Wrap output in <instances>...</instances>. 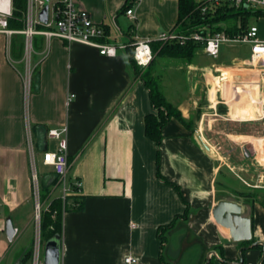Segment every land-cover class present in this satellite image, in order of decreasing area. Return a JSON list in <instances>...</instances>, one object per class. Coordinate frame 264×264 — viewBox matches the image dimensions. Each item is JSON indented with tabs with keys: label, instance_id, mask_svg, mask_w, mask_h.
<instances>
[{
	"label": "crops",
	"instance_id": "crops-1",
	"mask_svg": "<svg viewBox=\"0 0 264 264\" xmlns=\"http://www.w3.org/2000/svg\"><path fill=\"white\" fill-rule=\"evenodd\" d=\"M75 1L96 23L109 27L107 40L117 44L173 30L179 15L178 0H138L131 4L136 19L124 12L122 26L118 14L127 0ZM250 25H257L264 39L260 25ZM34 40L33 53L25 55L24 43L19 56L24 71L18 67L22 72L17 74L13 65L5 66L9 75L0 72V264H33L38 236L44 256L41 219L39 230L33 223L37 200L29 135L43 161L44 151L58 146L47 131L64 127L69 179L81 186L65 198L60 188L51 192L50 200L59 197L69 205L63 212L61 264H128L129 255L137 258L133 264H206L209 256L219 262L221 250L228 264H264L263 245L248 247L264 242L259 200L264 195V72L252 60L251 48L248 56L225 63L209 60L202 48L190 62L172 60L185 69L183 82L193 84L185 94L176 85L160 87L186 122L169 120L157 143L146 134V115L155 112L150 90L135 73L128 48L109 56L95 46L58 37H44L38 46ZM10 56H16L12 40ZM27 59L37 71L31 90L24 92ZM239 66L245 73L248 66L250 76L237 81L238 89L225 91L227 78L216 73ZM204 82L207 97L200 103ZM71 93L75 97L68 104ZM251 123L256 130H247ZM43 162L42 176L53 175ZM75 198L82 208L74 207L80 205ZM50 200L40 203L47 206ZM218 205L225 214L221 221L215 214ZM8 217L18 228L13 240L25 241L12 255L13 240L5 230ZM31 224L34 235L27 237ZM245 240L253 242L244 245L241 263L239 243Z\"/></svg>",
	"mask_w": 264,
	"mask_h": 264
},
{
	"label": "built area",
	"instance_id": "built-area-1",
	"mask_svg": "<svg viewBox=\"0 0 264 264\" xmlns=\"http://www.w3.org/2000/svg\"><path fill=\"white\" fill-rule=\"evenodd\" d=\"M200 4L203 14L209 12L210 8L223 6H235L237 8L264 10V0H196ZM46 4L45 0H26V9L24 11L25 26L22 29H12L9 27V19L14 16V0H0V33L12 36L20 33L26 37L25 51L33 49L34 36L42 35L49 41L53 37H58L67 42H81L99 49L101 54L115 56L119 48H127L128 45L134 47V59L141 67H147L154 59L155 53L153 44L155 42H173L179 41L184 44L190 40L200 42L202 49L212 57H218L221 46L224 42H242L250 43L252 50V60H257L258 65L264 72V39L258 35V26L250 25L244 32L230 34L224 30L211 31L209 24L197 25L195 29L179 31L173 29L162 31L157 36H146L126 43H113L107 40V33L102 23L94 21L89 11L76 3L75 0H50L49 19L47 23L39 20V13ZM126 15L134 20L136 19L135 10L132 6L126 10ZM39 26H45L41 28ZM31 75V73H30ZM31 83V77H29ZM75 97L71 93L67 103ZM48 136L58 141L55 150L46 149L43 154V163L53 168L57 176V182L53 189L60 188L65 198L71 190L80 189L81 182H72L69 179V159L68 149V130L66 127L49 129ZM37 179V174L34 175ZM36 196V218L41 219V203L39 186L35 190ZM18 228H15V232ZM211 255V254H210ZM218 256V254H216ZM128 264L137 262V258L129 255L125 258ZM33 264H45L42 255V241L37 237L33 248Z\"/></svg>",
	"mask_w": 264,
	"mask_h": 264
},
{
	"label": "trees",
	"instance_id": "trees-1",
	"mask_svg": "<svg viewBox=\"0 0 264 264\" xmlns=\"http://www.w3.org/2000/svg\"><path fill=\"white\" fill-rule=\"evenodd\" d=\"M136 1L138 0H127L122 9L119 11V14L126 12L128 7H130L131 4ZM178 1L179 15L176 28H178L179 31H187V29L193 30L197 25L209 24L212 32L224 30L234 35L246 31L249 27L248 18L251 13L249 9L236 11L235 6L226 5L218 8H210L209 12L203 14L200 9V4L196 0ZM14 6V16L9 19V27L12 29H22L25 26L23 16L26 9V0H14ZM255 13H257L259 16L264 15V12L261 10H257ZM238 18L240 19L239 24H229V22H231L233 19L235 21L239 20ZM104 27L106 33L109 34V27L106 25H104ZM23 43L24 42L21 39H19V41H12V51L16 57L21 56L23 51ZM127 48L129 49L130 60L133 64L135 73L143 79L144 83L149 88L151 101L155 107V112H151L146 115V134L151 139H154L157 143H160L163 138L162 128L167 122H169V120L172 118H178L183 122H186V120L183 117L179 107L166 97L165 93L162 91L163 89H161L160 85L158 84L159 82H157L156 79L153 81L148 78L147 74L149 72L144 70L145 68L152 67V65L154 66V61L156 59L155 57L157 55L184 59L190 62L194 59L197 49L202 48V44L192 40L184 44L180 43L179 41L155 42V44H153V50L156 55L147 67H141L136 63L133 55L134 47L132 45H128ZM33 85L34 83H32V86ZM56 182L57 176L55 172H53V175L42 176L40 184L41 203H45L50 200L51 192ZM259 200L264 206V195ZM75 202L80 203V205L74 207L79 209L82 208L81 200L75 198ZM67 209H69L68 200L63 202L59 197L51 199L49 204L44 207L41 214L42 223L40 225L41 237H43L42 239L46 241L56 234L61 236L63 231V212ZM172 225L173 223H170L161 229L165 230V228H170ZM251 242H253V240H245L239 244L242 247L244 245H248ZM31 253L32 251L30 250L25 254L24 262L30 258ZM220 254L221 260L219 262L211 259L208 264H228V261L226 258H224L222 250L220 251ZM242 255L244 258V249L242 251Z\"/></svg>",
	"mask_w": 264,
	"mask_h": 264
},
{
	"label": "rangeland",
	"instance_id": "rangeland-1",
	"mask_svg": "<svg viewBox=\"0 0 264 264\" xmlns=\"http://www.w3.org/2000/svg\"><path fill=\"white\" fill-rule=\"evenodd\" d=\"M236 11L239 10H244L245 8H235ZM251 11L250 16L248 18V22L250 24H259L260 25V29H261V33L264 32V19L259 20V15H257V13H255V8L253 9H249ZM118 14V13H117ZM108 15V20L110 22V24L112 25L113 29H116L117 24L113 21V18L110 14ZM119 16V25L123 26V22H126L125 20H127L124 16L123 13L118 14ZM261 17H264V15H262ZM239 19V18H238ZM239 20L235 21L234 19L229 22V24H233L237 23L239 24ZM41 28H46L45 26H39ZM177 30H179L178 28H175ZM19 39L23 40V42L26 44V37L23 34H14L12 36L6 35L4 33H0V72L2 74V76H6L9 75L7 69H5V66H8L9 68H13V65L15 66V71H20L19 68L21 70H23V67H21L20 62L22 61H18L20 58L19 56L16 58V56L11 57L10 56V50H11V40H17L19 41ZM34 46H38L39 44H42L44 42V36L42 35H36L34 37ZM23 43V44H24ZM250 48L251 45L250 43H242V42H224L221 46L220 49V53L218 55V57H212V56H208V55H204L206 58H208L209 60L218 62V63H225V62H231L233 60V58H235L236 56H248L250 54ZM32 51H30L29 53H31ZM25 55H28V53L25 51ZM33 53V52H32ZM23 55V52H22ZM22 55L20 57H22ZM156 55V54H155ZM155 61H154V66L152 65V67H148L145 68L144 71L149 72L147 74L148 78H150L151 80H155L157 82H159L158 84L160 85V87H163L164 89V84L166 83L167 85H176L177 89L180 91L181 94H185L184 91L189 90V86L193 84V81L190 80L187 81V83L183 82L182 78L185 79V75H184V70L183 67H181V63L178 64L177 62L174 61H181V59L179 58H171V57H167V56H161V55H157L155 57ZM24 59V57H23ZM172 60H174L172 62ZM184 60V59H182ZM27 59V61L25 62V67L27 69L26 72H24L22 74V86L24 89V92H29L31 90V86L33 83V74L37 71V67L35 65V63L33 61ZM186 61V60H185ZM171 62V63H170ZM12 64V65H11ZM19 67V68H18ZM243 66H239V68H229V69H222L221 71L219 70L216 75L218 76L219 79H222V77L224 76L225 78H227L224 81L226 90L227 89L229 91H231V89L234 86V89H238L237 84L239 80L241 79H247L250 75V70L248 68V66H245V71L249 74L248 76L246 75L247 73L243 72L242 69ZM30 68V69H29ZM9 70V69H8ZM152 70V71H151ZM16 71V72H17ZM24 71V70H23ZM240 71H242L243 73H240ZM22 72V71H20ZM152 72V73H151ZM19 72H17L18 74ZM31 73V75H30ZM159 74V75H157ZM16 75V74H14ZM161 75V78H159V76ZM183 76V77H181ZM29 77H31V83H29ZM21 78V75H20ZM181 78V79H180ZM171 81V82H170ZM174 81H176L177 83H175ZM203 85L200 84V91H199V102L202 103L201 101H204L205 103V98L207 97V86L206 83H202ZM236 84V85H235ZM162 85V86H161ZM191 88V86H190ZM233 90V89H232ZM232 92V91H231ZM184 96V95H183ZM26 98V97H25ZM243 98V97H242ZM241 98V99H242ZM27 102V99H26ZM254 104V102H253ZM201 105V104H200ZM3 123H0V127L2 126ZM256 130V126L254 123H251L247 126V130ZM0 137H2V131L0 129ZM29 144H30V150H29V159H30V166H31V182H32V190H35L38 188L39 186V190H40V184H41V178H42V171L44 169V166L42 164L43 161H41L40 158V154L36 152V148L34 147V141H32L31 138V134L29 135ZM36 158V160H35ZM36 166V168H35ZM37 169V172H36ZM37 174V179H35L34 175ZM44 175V174H43ZM45 175H51L49 174H45ZM59 190V189H58ZM261 195V194H260ZM263 196V195H262ZM35 205V204H34ZM44 207H46V205L41 204V214H42V210L44 209ZM33 220L35 223L36 221V228L39 230V222L37 221L36 218V208H34V215H33ZM33 228L34 225H30L27 228V237L30 235H34L33 233ZM41 233V229L39 230ZM25 241L24 240H18L15 239L13 241H11V253L10 255H12V253H16V251H19L21 246L23 245Z\"/></svg>",
	"mask_w": 264,
	"mask_h": 264
},
{
	"label": "water",
	"instance_id": "water-1",
	"mask_svg": "<svg viewBox=\"0 0 264 264\" xmlns=\"http://www.w3.org/2000/svg\"><path fill=\"white\" fill-rule=\"evenodd\" d=\"M45 1H46V4H45L44 8L39 13V20L43 23L48 22L49 10H50V8H49L50 0H45ZM215 214L220 219V221L222 218L225 217V214L223 213V209L219 205L216 206V208H215ZM5 230H6V233L9 237V239L13 240V237L15 235V227H14V224H13L11 217L7 218ZM60 238H61V236L59 234H56V235H54L51 238L46 240L45 246H44V253H43L44 254L43 259H44L45 264H61L62 241ZM259 244L263 245V253H262V259H261V261H263L264 260V242L256 241V242L249 244L248 247L251 248V247H253L255 245H259ZM245 247L246 246H242L240 248V259H241L240 262L241 263L243 262V255L241 252L243 251V249ZM212 253L216 254V252H214V251ZM208 258L209 259L207 260L206 264L209 263L210 256Z\"/></svg>",
	"mask_w": 264,
	"mask_h": 264
},
{
	"label": "bare ground",
	"instance_id": "bare-ground-1",
	"mask_svg": "<svg viewBox=\"0 0 264 264\" xmlns=\"http://www.w3.org/2000/svg\"><path fill=\"white\" fill-rule=\"evenodd\" d=\"M211 93H212V97H213V100H214V94H215V93H214V91H212Z\"/></svg>",
	"mask_w": 264,
	"mask_h": 264
}]
</instances>
